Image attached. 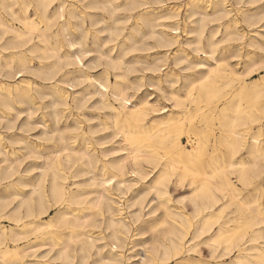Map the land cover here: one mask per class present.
Listing matches in <instances>:
<instances>
[{"label":"bare ground","instance_id":"1","mask_svg":"<svg viewBox=\"0 0 264 264\" xmlns=\"http://www.w3.org/2000/svg\"><path fill=\"white\" fill-rule=\"evenodd\" d=\"M167 1L0 0V126L16 129L10 135L0 132V220L11 222L8 227L0 223V264H169L195 252L197 244L191 241L204 234L214 258L238 251L225 264H264V247L238 244L244 235L239 226L247 223L255 226L250 240L264 239V204L259 201L264 187H255L258 195L248 200L229 176L234 174L244 188L264 176V74L239 81L264 68V0H182L183 14ZM102 31L110 42L107 52L98 51L107 58L105 80L86 73L81 56L87 33L98 40ZM158 48L173 50L169 65L191 71L182 83L184 94L174 88L168 71L151 78L159 88L156 99L137 94L140 78L130 80L129 72L140 65L155 71L169 66L166 51L151 58L137 54ZM27 57L36 58L37 64L27 65ZM25 68L48 85L35 82L29 87L25 77L8 82L22 77ZM109 69L113 82L107 80ZM222 76L238 80L234 93L221 92L217 83ZM46 95L51 99L40 105L37 96ZM87 95H96L95 106L108 109L113 120L111 132L99 121L98 127L107 132L93 136L95 142L86 130L79 132L84 122L72 111L85 106ZM16 98L31 106L19 125ZM157 98L171 99L182 110L166 114ZM199 98L207 104L229 98L199 113V122L218 118L220 143L227 150L206 162L197 139L189 135L193 120L186 100L196 103ZM46 105L50 111L34 119L33 112ZM38 126L32 138L29 131ZM86 129L90 134L99 131L92 123ZM182 131L190 147L180 140ZM14 144L17 152L9 157L4 150ZM241 150L247 157L238 160ZM34 170L38 172L32 174ZM170 179L175 187H190L192 234L191 218L169 205ZM131 182L142 186L127 206L135 208L126 214L117 195L132 190ZM150 192L154 204L146 202L143 212ZM158 207L163 213L155 217ZM53 208L55 213L44 219ZM229 208L243 219L232 229L221 223ZM135 222L140 225L133 236L150 233L149 242L141 244L149 245L137 254L132 241L126 248V232ZM192 258L173 264H192ZM195 259L196 264H210Z\"/></svg>","mask_w":264,"mask_h":264},{"label":"rangeland","instance_id":"2","mask_svg":"<svg viewBox=\"0 0 264 264\" xmlns=\"http://www.w3.org/2000/svg\"><path fill=\"white\" fill-rule=\"evenodd\" d=\"M169 3V7L171 6H177L179 7L180 12H182L181 14H183L184 11V7H183V1L182 0H169L167 1ZM14 8L16 10H18V4H15ZM79 21V20H78ZM181 33V32H180ZM98 35V40H92V35L91 32L87 33V36L85 38V45H82L81 47V51H82V63H83V70L93 76L96 77H100L103 80H105L104 75H103V70L106 67V56H100L98 51H108V47L110 45V42H106V37H107V31H102L97 33ZM76 36H81V32L79 31ZM185 38L184 34H180V40L183 41V39ZM97 44V45H96ZM100 47H99V46ZM76 48H78L79 46L76 45ZM166 51V55H167V59H168V65L171 62V58H172V49H165V48H158V49H151L148 51H143V52H138L137 54L142 56V57H152V53L157 52L158 56L162 55V53ZM7 51H5L4 53H6ZM61 52V51H60ZM27 53V52H26ZM150 55V56H149ZM29 56V55H28ZM131 54L127 55V57H130ZM147 56V57H146ZM150 57V58H151ZM149 58V59H150ZM50 60H52V58H50ZM37 64V59L36 58H31V57H27V65H36ZM165 67V68H164ZM239 67V65L237 66V68ZM240 68V67H239ZM26 69V68H25ZM30 70V68H27L25 71H22V77L20 78H9L8 82H12L14 80H21L22 78H28L29 82H30V86L29 87H33V85H35V82L40 84V85H44L47 86L49 82L46 81H41V79L39 78H35L33 76H31L29 73H27ZM165 71H168L169 73H172L173 76L171 79L172 82L175 81L174 83V88H180L182 94H184V87H182V83L186 78V76L191 73V71L189 70H184V69H180L178 67H173L171 65L167 66H162L160 71H155L153 70L150 66H145V65H140L138 66V70L136 71H131L128 73V78L130 80H136L138 78H140V83L141 86L139 87V91L137 94H147V98L150 100H154L155 95L157 93H159V88H157L154 83L152 82V77H155L158 74H161ZM260 71V72H259ZM262 74H264V68H260L257 71H255L253 74L249 76H244V77H240L241 79H239V81L244 80V81H249V80H254L259 78ZM229 76L227 77H219L218 78V83L217 85L219 86V88L222 90L221 92L223 93H228L230 94L231 92H235V90L238 88L239 86V82L237 79H232L229 80ZM228 79V82L227 80ZM107 80L109 82H113L114 81V76H113V70L109 69L108 74H107ZM162 80V79H161ZM227 83H226V82ZM45 83V84H44ZM83 84H85V82H83ZM82 85H78L77 87H75L72 90H77L78 88L82 87ZM166 84V83H164ZM62 86H64L65 88H67L68 90L71 91V89H69V86L67 84H63ZM130 93L132 92V90H129ZM233 92V93H234ZM85 98H87L86 100V104L85 106L81 107V109H79V111L72 109V111L74 113H78L80 119L84 122L83 123V128L79 130V132H82L84 130H86V135L93 141L95 142V140L93 139V136H101L103 133L105 132H111L113 127H112V118L110 116H107V112L108 109L106 108H101L100 106H95L96 104L93 103V100H95V98H97L96 95H87ZM50 96L46 95L43 97H39L37 96L36 100L40 103V105H44L45 102H48L50 100ZM158 99V98H157ZM227 99L229 98H214L212 104H207L206 99L205 98H199L198 101L196 103L190 102L189 100H186V104H187V110L191 113L190 118L192 117L191 120L192 121V126H191V130L189 129V135H191L193 138L197 139V143L198 145L201 147V152L204 154V162H206L209 159V156L214 155V157L219 158L221 156H223V154L225 155L227 150L225 145L220 143L221 137H220V127H219V120L218 118H205V120H202L201 122H199V113L203 112L204 110H207V108H209V106H213V105H222L223 102H225ZM70 100V99H69ZM130 101H135V97H130L129 98ZM16 102H14V109L16 110H20L21 113L18 115L17 119L15 120V125H19V123L23 120V118L26 116L28 109L31 107L30 103L27 101H18L17 98L15 99ZM43 101V102H42ZM42 102V103H41ZM71 102V101H70ZM112 102V101H111ZM28 103V104H27ZM113 103V102H112ZM116 105V103H115ZM158 105H165L167 110V113H171V114H175L176 111H181L182 109L180 108H176L173 106V102L171 99H166V98H159L158 99ZM47 106V105H46ZM14 109H10L8 112L10 115H15V111ZM33 109V108H31ZM34 110V109H33ZM44 111L46 113H48L50 111L49 106H47L45 109L44 107L37 109L36 111H34L33 113V117L34 119H38L39 116L41 115V112ZM102 116V117H101ZM21 117V118H20ZM48 121H50L49 116H46ZM99 117V118H98ZM189 118L183 120V124H182V129L183 131H185L188 127V120ZM100 120H104L107 125L109 126V128H107V131H104L103 128L98 127V123ZM187 121V122H186ZM87 123H92L93 125H95L96 128H99L97 133L94 134H90L89 132H87L86 129V124ZM186 123V124H185ZM253 128H255V126H253ZM40 126L36 127L35 129L29 131L30 135L33 136L39 133ZM213 129V130H212ZM256 129V128H255ZM255 129H251V131H254ZM16 131L15 128L13 129H3L0 126V132H2L4 135H10L12 134V132ZM38 132H36V131ZM35 131V132H34ZM180 132L179 136H180V140L183 142V144L186 147H190L191 145L187 142V135L184 132ZM251 131L249 133H251ZM32 132V133H31ZM117 139V138H116ZM109 143H105V145H107ZM17 145H6L5 148V152L6 154H8L9 157H13L12 155V151L17 152ZM96 147H99L98 144H95ZM120 153V152H119ZM247 157V154L245 152V150H241L238 154H237V158L236 159H241V158H245ZM2 158V156L0 155V159ZM22 160L25 162L26 159L22 158ZM38 170H34L32 174L37 173ZM264 175V173H263ZM231 180L237 184V186H239V195L241 197H244L248 200H251L252 197L257 196L258 193L255 190V187H257L258 185L261 187H264V176H262L260 179H258V181H255L253 184H251L250 186L244 188L241 184V182H239L236 179V176L234 174H229ZM172 179H170L167 182V186L168 189L170 191V196H169V205L171 206L172 211L176 212V211H180L183 212L184 214L186 213L188 218H191V225H190V229H189V233L192 234L194 231L195 227V217H193V212H192V204L190 203V201L188 200L189 197V191H190V187L184 183L183 185L179 186V187H175L173 185V183L171 182ZM4 183H6L4 181ZM139 182L137 184H132L131 182V189L132 190H128L125 194H118L117 196L119 197V200H121V203L123 204L124 210L123 212L128 214V212L132 209L135 208L134 207H127L132 201H133V195L137 194L136 191H139L138 189L141 188L142 186V182ZM138 185V186H137ZM137 189V190H136ZM133 190H135L134 192H132ZM114 193L117 194V191L114 190ZM147 196V197H146ZM144 198L143 204L145 205L146 202H150V204H154V201L152 202V200H149L152 196V193L150 192L149 194H147ZM260 199L261 203L264 204V188L262 189L261 193H260ZM147 198V199H146ZM231 208V207H230ZM226 209V211L223 213L222 215V219H221V223L223 221H226L227 223L224 224L223 226L226 229H232L235 226H238L239 224H241L240 222L243 220L241 219L242 216H240L236 211H233L232 209ZM147 204L145 205L143 212H147ZM53 210V211H51ZM50 212L44 217V219H47L48 216H52L55 213V209H51ZM127 210V211H126ZM183 210V211H182ZM160 211V212H159ZM227 212V213H226ZM159 213V214H158ZM163 213V208L161 210V207L156 209V212L154 213L155 217H160L162 216ZM130 217V216H129ZM179 222L180 219L178 218ZM0 223L6 225L7 227L11 224L10 221L8 220H4L1 219ZM9 224V225H8ZM139 222H135V223H131V226L129 228V230L126 232V242H128L126 248H128L131 244H129V242H133V248H131L132 250H134L133 252L135 254H137L138 252L141 253V250L143 248V246H147L149 244H145V245H141L144 244L143 240L145 239V241L148 243L150 240V233L149 232H144L143 234H138L137 236H133L135 233H137V228L139 227ZM240 229L238 232L243 233V237L238 241V244H241L240 247L244 248H248L251 245H256V246H261L264 247V239H258V240H250V235H252L253 233V229H255V226H252L250 223H247L243 226H239ZM46 230V229H45ZM213 232V231H212ZM232 232V231H230ZM249 237H248V236ZM205 236H207V234L201 235V237H197L194 240H192L191 242L196 243V251L191 253L190 255H182L183 257L187 258L189 256H193L194 258H192V264H196V259H202V260H206L208 261L210 264H225L226 261L230 260V258H232L238 251L237 250H233L231 253L221 256V257H217L214 258L212 256V254L210 253V246L207 243V241L205 240ZM136 238V239H135ZM246 241V242H245ZM201 242V243H200ZM248 246V247H247ZM141 247V248H140ZM223 247V242L220 243L217 247V251H220ZM125 250V254L128 253V251ZM253 253V251H252ZM182 256H180L181 258H183ZM178 257L176 259H174V261L172 260L169 264H173L175 263L177 260H181V258ZM137 256H134L133 258H131L130 260L133 259H137ZM219 261V262H216ZM168 264V263H166ZM184 264H189L187 262H184Z\"/></svg>","mask_w":264,"mask_h":264}]
</instances>
